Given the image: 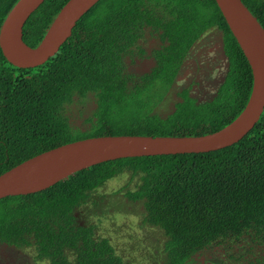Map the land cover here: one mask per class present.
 Here are the masks:
<instances>
[{
  "label": "trees",
  "instance_id": "16d2710c",
  "mask_svg": "<svg viewBox=\"0 0 264 264\" xmlns=\"http://www.w3.org/2000/svg\"><path fill=\"white\" fill-rule=\"evenodd\" d=\"M19 0H0V30ZM68 0H45L23 29L36 48ZM264 28V0H242ZM211 29L223 34L227 74L200 103L179 92L174 110L157 112L186 58ZM156 37L151 70L128 65ZM253 86L250 65L215 0H100L59 52L36 68H18L0 49V175L59 146L99 136H203L244 110ZM94 95L86 130L74 129L66 106ZM129 174L144 202V223L167 236L165 264H186L212 247L242 238L264 247V112L237 144L199 154L124 158L77 172L30 195L0 199V264H126L111 241L82 225L78 210L98 205L109 180ZM126 189V188H123ZM123 189L121 191H123ZM32 251L34 256L27 251Z\"/></svg>",
  "mask_w": 264,
  "mask_h": 264
},
{
  "label": "water",
  "instance_id": "95a60500",
  "mask_svg": "<svg viewBox=\"0 0 264 264\" xmlns=\"http://www.w3.org/2000/svg\"><path fill=\"white\" fill-rule=\"evenodd\" d=\"M100 0H68L43 40L27 45L23 29L45 0H19L0 30V49L18 68H36L54 57L72 36L78 22ZM253 75L242 113L221 130L203 136H99L71 142L36 155L0 175V199L44 191L77 172L124 158L199 154L233 146L247 136L264 112V28L242 0H215Z\"/></svg>",
  "mask_w": 264,
  "mask_h": 264
},
{
  "label": "rangeland",
  "instance_id": "374dc122",
  "mask_svg": "<svg viewBox=\"0 0 264 264\" xmlns=\"http://www.w3.org/2000/svg\"><path fill=\"white\" fill-rule=\"evenodd\" d=\"M223 43V34L215 29L197 42L181 66L171 91L158 106L159 114H170L179 100V92L186 88L191 89V95L200 103L215 97L228 68ZM159 46V40L147 34L142 44L145 53L135 55V62L128 65L129 71L136 75L149 72L154 65L150 54ZM95 109V97L90 94L82 100L75 98L66 106V115L74 129L86 130ZM136 183V180L131 181L129 174L109 180L96 191L102 198L98 205L89 203L78 210L79 222L95 225L97 237L109 239L126 264H165L167 236L164 230L145 224L144 202H133L124 195L136 188ZM27 252L34 256L32 251ZM186 264H264V247L248 237L239 241L232 239L193 257Z\"/></svg>",
  "mask_w": 264,
  "mask_h": 264
}]
</instances>
